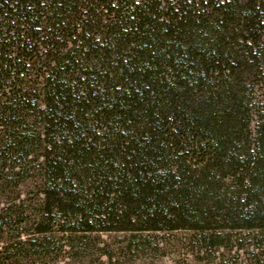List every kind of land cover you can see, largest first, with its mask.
<instances>
[{
    "label": "trees",
    "instance_id": "1",
    "mask_svg": "<svg viewBox=\"0 0 264 264\" xmlns=\"http://www.w3.org/2000/svg\"><path fill=\"white\" fill-rule=\"evenodd\" d=\"M258 85L264 0H0V194L39 163V234L264 240ZM20 193L0 264L48 246Z\"/></svg>",
    "mask_w": 264,
    "mask_h": 264
},
{
    "label": "rangeland",
    "instance_id": "2",
    "mask_svg": "<svg viewBox=\"0 0 264 264\" xmlns=\"http://www.w3.org/2000/svg\"><path fill=\"white\" fill-rule=\"evenodd\" d=\"M254 97L256 113L263 114L264 87L256 86ZM42 174L39 163H34L0 194L1 199H11L21 192L29 214L26 233L42 236V242L48 244L42 253L35 249L19 254L14 264H264V240L251 231L227 232L216 245L187 228L143 233L77 232L64 237L55 225L39 234L34 217L45 207L40 193Z\"/></svg>",
    "mask_w": 264,
    "mask_h": 264
}]
</instances>
